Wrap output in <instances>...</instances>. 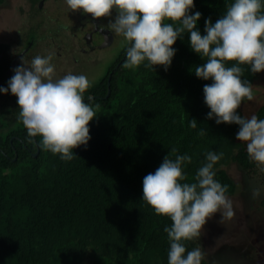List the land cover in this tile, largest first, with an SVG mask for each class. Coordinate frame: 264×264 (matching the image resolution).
<instances>
[{
	"label": "trees",
	"instance_id": "trees-1",
	"mask_svg": "<svg viewBox=\"0 0 264 264\" xmlns=\"http://www.w3.org/2000/svg\"><path fill=\"white\" fill-rule=\"evenodd\" d=\"M232 3L194 0L189 14L201 13L196 23L201 35L206 34L205 21L214 24ZM127 47L84 93L96 116L88 125L90 140L73 149L70 161L44 150L42 137H30L23 124L8 126L7 106H0V264H168L170 242L164 229L172 221L142 200L143 178L165 156L174 160L187 154L192 159L182 165L186 179L181 183H192L206 153L222 152L214 179L228 185L225 195H233L237 184L229 165L235 163L245 173L260 169L250 160L246 142L236 138L238 124L207 118L211 110L203 87L212 80L195 75L206 58L191 49L190 33L172 46L176 51L167 70L163 65L147 68V61L124 68ZM240 67L242 79L252 87L260 72ZM0 99L8 101L7 96ZM237 112L251 118L241 106ZM253 115L264 119V101ZM191 119L197 121L195 129L189 126ZM12 133L19 138H10ZM182 243L186 256L199 248V237Z\"/></svg>",
	"mask_w": 264,
	"mask_h": 264
},
{
	"label": "clouds",
	"instance_id": "clouds-1",
	"mask_svg": "<svg viewBox=\"0 0 264 264\" xmlns=\"http://www.w3.org/2000/svg\"><path fill=\"white\" fill-rule=\"evenodd\" d=\"M66 4L71 11L82 10L93 19L111 17L116 11L114 21L106 27L128 45L123 65L126 69L147 61V68L163 65L167 70L176 51L172 46L178 37L190 33L191 49L206 58L205 63L195 67V75L212 80L203 87L204 102L211 110L207 118L215 117L217 124H238L236 138L246 142L250 160L264 171V119L256 115L244 118L237 112L245 99H254L251 83L242 79L240 65H249L253 74L264 71L262 0H234L214 24L210 18L205 21V35L196 28L201 13L189 14L194 0H66ZM104 29L100 26L101 31ZM52 59L50 53L35 56L30 65L23 60L13 69L15 74L8 87L0 88V92L10 89L17 97L18 118L30 137L41 136L44 150L70 161L73 149L86 146L90 140L88 125L96 112L84 101V93L91 86L89 79L71 73L54 79ZM229 61L237 63L227 67ZM189 126L195 129L197 121L191 119ZM222 157V152L206 153V163L197 170L192 183H181L186 179L182 165L192 159L187 154L177 155L174 160L165 156L156 171L143 178L142 200L155 214L172 221L164 229L170 242L168 264H201V249L187 251L185 256L182 241L200 237L207 220L217 212L221 213V221L234 216L233 203L225 195L228 185L214 179V165ZM253 195L258 196L259 189Z\"/></svg>",
	"mask_w": 264,
	"mask_h": 264
},
{
	"label": "rangeland",
	"instance_id": "rangeland-1",
	"mask_svg": "<svg viewBox=\"0 0 264 264\" xmlns=\"http://www.w3.org/2000/svg\"><path fill=\"white\" fill-rule=\"evenodd\" d=\"M25 1L4 0L0 4V39H2L3 43L9 44L11 42L10 39L14 37L13 34L10 35L8 25H15L22 30L28 27L29 23H25L24 20L31 15L25 14ZM58 5L61 11L59 12L61 14L60 20L66 21L68 18H65V13L71 11L66 4V0L59 1ZM48 11H51V8ZM36 13L38 17H42V13H45V3L42 6V11ZM116 15L117 13H113L111 17H108L107 23L110 20L114 21ZM16 22L18 23L15 24ZM40 23L43 22L41 21ZM43 26H45V20ZM50 30L51 33H54L56 30L55 26L50 25ZM39 32L41 33V30ZM62 32V42L54 34L52 39L56 44L61 43L63 45V51L66 52V56L58 59L59 61L65 60L67 64L63 62L55 68L54 79L62 78L69 73L83 74L89 79L90 84L93 85L104 75L107 67L125 45L123 37L113 32L114 40L112 44H110L111 41L109 40L103 46L101 45L102 47L84 53L80 51L79 46L75 45L77 40L75 37H70L69 40H71L72 44L68 46V42L63 38L66 34L64 29H62ZM36 36L35 31L29 30L26 31L25 35L24 33L22 35L24 40L32 37L30 39H33L35 44L37 41ZM41 40L43 41V39ZM22 43L25 44L24 41ZM106 45L109 46L105 47ZM252 90L254 99L252 101L245 99L241 105V109L247 117L252 116L257 106L264 101V71H261L255 79ZM0 95H2V98L6 96ZM8 97L11 100L15 98L17 101V97L14 95H9ZM16 118H18V115ZM18 120L20 119L18 118ZM13 125H16V123H13ZM227 171L237 184L235 193L226 195L233 203L235 214L230 220L221 221V213L217 212L207 220L201 229L199 237V249L204 254L202 261L206 264H264V205L261 202L262 198H264V176L262 170L245 173L237 164L232 163L227 167ZM256 189H259L258 196L253 195Z\"/></svg>",
	"mask_w": 264,
	"mask_h": 264
},
{
	"label": "flooded vegetation",
	"instance_id": "flooded-vegetation-1",
	"mask_svg": "<svg viewBox=\"0 0 264 264\" xmlns=\"http://www.w3.org/2000/svg\"><path fill=\"white\" fill-rule=\"evenodd\" d=\"M59 1L61 0H26L25 14L31 15L29 18H25L26 20H24L25 23H29L28 27L27 28L25 27V29L22 30L15 25H8L9 26L8 30H10V35L13 34L14 37L10 39L11 42L9 44L3 43L2 39H0L2 41V42L0 41V71L3 69L2 70L3 77L2 80H0V88L8 87V81L15 74L13 69L21 65L23 63V60L26 64L30 65L31 60L35 56L39 55L45 57L51 53L53 54V59L51 63L55 66V68L60 63L63 62L65 63L66 62L65 60L59 61L58 59L59 57L66 56V52L63 51V45H61V43L56 44L52 39L54 34L57 36L56 38L60 39V42H62L61 41L62 29H64L66 33L63 38H65L66 41L68 42V46H71L72 44L71 40H69L70 37L71 38L75 37L77 39L75 45L79 46L80 51L84 53H87L89 50L102 47L103 44L105 42H108L109 40L111 41L110 44H112L114 40L113 32L109 31L106 27V25L108 24L107 23L108 17L93 19L91 14H85L83 13L82 10H80V11H69L68 13H65L66 14L65 18L68 19L66 21H63L60 20L61 14H59V12L61 11L59 8L60 6L58 5ZM44 3H45V13H42L43 14L41 15L42 17H38L36 12L42 11V6ZM50 8L51 11H48V9ZM113 13H116V11L113 10L112 14ZM44 20H45V26H43ZM104 20H106V22H104ZM41 21L43 23H40ZM17 23L18 22H16L15 24ZM50 25L55 26L56 30L54 33H51ZM100 26H104L105 29L101 31ZM15 27H16V32H15ZM27 30L36 32L37 41H39V43H37L36 41L37 45L35 44L33 39H30L32 37H30L27 40H24L22 35L23 33L25 35ZM39 30H41V33L39 32ZM41 39H43V41ZM23 41L25 42V44L22 43ZM107 46L109 45H106L105 47ZM0 94H3L4 96L6 95L7 97L9 95H12L10 89L7 93L0 92ZM2 104H4V106H7V110L9 111L8 126H10L11 128L16 127L18 125L20 126L22 122L18 120V118H16L19 113V106L15 98L12 100L9 98V101L4 103L0 102V106H2ZM13 123H16V125H13ZM1 126L2 123L0 122V127ZM10 138H19V136L16 135L15 133H12L10 135Z\"/></svg>",
	"mask_w": 264,
	"mask_h": 264
},
{
	"label": "water",
	"instance_id": "water-1",
	"mask_svg": "<svg viewBox=\"0 0 264 264\" xmlns=\"http://www.w3.org/2000/svg\"><path fill=\"white\" fill-rule=\"evenodd\" d=\"M110 75H111V74H109V75H108V78H107V91H106V96H107V95L109 94V92H110V89H109V79H110ZM37 152H38V147H37L36 151H35L33 154L36 155Z\"/></svg>",
	"mask_w": 264,
	"mask_h": 264
}]
</instances>
